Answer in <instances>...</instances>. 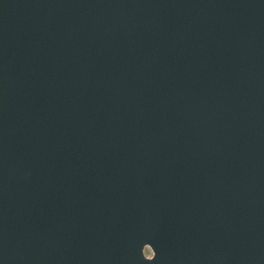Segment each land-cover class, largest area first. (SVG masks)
Returning a JSON list of instances; mask_svg holds the SVG:
<instances>
[{
  "label": "water",
  "instance_id": "water-1",
  "mask_svg": "<svg viewBox=\"0 0 264 264\" xmlns=\"http://www.w3.org/2000/svg\"><path fill=\"white\" fill-rule=\"evenodd\" d=\"M0 264H264V0H0Z\"/></svg>",
  "mask_w": 264,
  "mask_h": 264
},
{
  "label": "flooded vegetation",
  "instance_id": "flooded-vegetation-1",
  "mask_svg": "<svg viewBox=\"0 0 264 264\" xmlns=\"http://www.w3.org/2000/svg\"><path fill=\"white\" fill-rule=\"evenodd\" d=\"M155 252L150 246H145L144 248V255L146 258H153Z\"/></svg>",
  "mask_w": 264,
  "mask_h": 264
}]
</instances>
